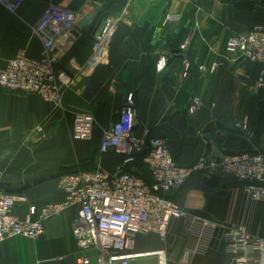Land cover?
I'll use <instances>...</instances> for the list:
<instances>
[{
    "label": "crops",
    "instance_id": "crops-1",
    "mask_svg": "<svg viewBox=\"0 0 264 264\" xmlns=\"http://www.w3.org/2000/svg\"><path fill=\"white\" fill-rule=\"evenodd\" d=\"M53 5L78 15L58 52L57 69L72 81L63 89L61 105L0 87V184L25 199L14 210L22 221H37L47 205L65 201L60 177L66 173L125 171L153 182L140 154L129 160L100 152L104 134L127 107L134 110L136 133L165 139L181 166L200 160L219 164L232 153L264 154V87H258L263 66L226 50L231 37L264 27V0H24L14 13L0 5V70L19 51L42 58L44 48L34 30ZM110 23H116V32L107 60L86 73L97 39ZM78 114L95 119L87 141L73 139ZM244 117L255 130L252 140L236 127ZM167 196L188 215L218 225L208 250L192 255L187 220L174 219L164 240L139 235L135 252L165 250L168 264H234L225 225H243L264 239V202L251 199L241 182L219 167L196 173ZM79 211L73 205L46 219L39 239L3 242L0 264H80L81 258L97 264L96 253L80 251L73 235ZM131 264H158V259Z\"/></svg>",
    "mask_w": 264,
    "mask_h": 264
},
{
    "label": "built area",
    "instance_id": "built-area-1",
    "mask_svg": "<svg viewBox=\"0 0 264 264\" xmlns=\"http://www.w3.org/2000/svg\"><path fill=\"white\" fill-rule=\"evenodd\" d=\"M24 0H0L9 12H16ZM172 20L171 17L166 18ZM78 15L64 7L50 6L35 27V34L42 42L44 52L40 59L30 58L19 51L0 70V87L12 93L39 95L45 102L61 105L63 89L71 84L65 72L58 71V52L64 49L76 27ZM116 32V23H110L98 37L93 56L89 61V73L104 64L108 57V44ZM228 54H239L243 59L261 63L263 68L258 87H264V27L235 35L228 40ZM165 60L158 69L165 68ZM217 64L210 68L214 72ZM201 70H206L204 67ZM132 105V96L129 97ZM199 104L198 100H195ZM95 119L91 115L78 114L73 128V139L87 141L93 135ZM236 127L252 140L256 137L248 117L237 122ZM136 118L132 107L120 114L100 144V152H114L129 160L143 156L152 178L149 184L132 172L107 173L101 169L74 171L60 177L65 201L49 204L37 221H22L14 210L25 199L8 191L0 184V245L8 239L22 237L39 239L45 232L46 219L58 215L66 208L77 205L79 215L73 224V235L80 251H94L97 264H131L133 260L156 257L158 264H168L165 250L135 252L139 235L155 234L166 239L170 223L174 219L187 220L186 238L192 255L204 254L209 246L212 231L217 224L190 216L181 210L168 193L183 188L198 172L219 167L222 174L233 176L243 185L254 201L264 202V154L242 152L227 154L219 164L204 160L190 166L175 161L165 139L140 137L136 133ZM31 214H36L33 208ZM224 238L234 264H264V239L251 235L240 224L228 223ZM80 264H91L90 258L79 259Z\"/></svg>",
    "mask_w": 264,
    "mask_h": 264
},
{
    "label": "rangeland",
    "instance_id": "rangeland-1",
    "mask_svg": "<svg viewBox=\"0 0 264 264\" xmlns=\"http://www.w3.org/2000/svg\"><path fill=\"white\" fill-rule=\"evenodd\" d=\"M136 248H137V245L135 244V250H136Z\"/></svg>",
    "mask_w": 264,
    "mask_h": 264
},
{
    "label": "trees",
    "instance_id": "trees-1",
    "mask_svg": "<svg viewBox=\"0 0 264 264\" xmlns=\"http://www.w3.org/2000/svg\"><path fill=\"white\" fill-rule=\"evenodd\" d=\"M13 192V191H12Z\"/></svg>",
    "mask_w": 264,
    "mask_h": 264
}]
</instances>
